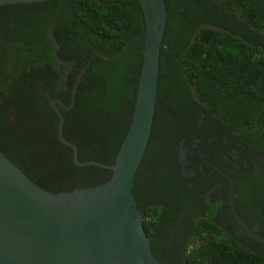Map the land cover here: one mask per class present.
<instances>
[{"label":"trees","instance_id":"trees-1","mask_svg":"<svg viewBox=\"0 0 264 264\" xmlns=\"http://www.w3.org/2000/svg\"><path fill=\"white\" fill-rule=\"evenodd\" d=\"M156 116L134 197L153 256L163 264H264V243L229 214L209 213L203 177L181 176L182 145L221 132L241 142L224 153L248 174L241 196L264 193V0H166ZM139 0H53L0 7V152L44 191L58 195L108 183L129 132L143 65ZM213 110V111H211ZM205 123L200 126L202 114ZM211 122V123H213ZM219 126V127H218ZM217 146V145H216ZM198 153V152H197ZM241 213L264 236V202Z\"/></svg>","mask_w":264,"mask_h":264},{"label":"water","instance_id":"water-1","mask_svg":"<svg viewBox=\"0 0 264 264\" xmlns=\"http://www.w3.org/2000/svg\"><path fill=\"white\" fill-rule=\"evenodd\" d=\"M49 1L53 0H0V7ZM139 2L146 25L144 59L132 123L114 165L81 162L77 146L64 136L65 119L56 104L64 110L74 107L85 72L73 90L70 107L53 102L59 139L73 150L75 165L111 170L112 179L97 188L54 195L31 182L0 152V264H163L152 254L134 186L152 137L169 14L166 0ZM185 154L181 148L179 160ZM214 168L230 182L235 219L250 237L264 243V236L236 208L233 178L218 166Z\"/></svg>","mask_w":264,"mask_h":264},{"label":"flooded vegetation","instance_id":"flooded-vegetation-1","mask_svg":"<svg viewBox=\"0 0 264 264\" xmlns=\"http://www.w3.org/2000/svg\"><path fill=\"white\" fill-rule=\"evenodd\" d=\"M205 117L206 114H202L200 123L202 120L203 123H205ZM208 121L209 124L207 125V131H205L204 138L199 139L196 137V133H194L192 140L181 147L186 152L184 157L181 155L179 160L181 162V164L179 162L181 167V176L193 179L198 175V172L201 173L203 181L201 187L198 188L199 196L205 203L209 213L212 212L213 214V212L218 213L222 211L221 215L223 216L220 220H224L226 225L229 220V214L234 217L230 206V182L214 168V166H218L219 169L226 172L233 178L235 182L234 203L239 214L248 224V220L240 212V202L243 200L245 202L246 199L248 209L251 212H254L257 209L260 210L264 202V193L261 191L250 190L254 193L248 194L247 198L241 196V193L238 190V185L239 183L246 182L248 174L245 170H243L242 166L237 161L225 154L221 145H218L217 143L222 141L227 147L234 146L237 154L239 153V147H241L242 144L236 139H232L230 136H226L221 132H215V135L211 134V127L213 128L215 122L212 120ZM261 154L262 153H260L259 156L264 158Z\"/></svg>","mask_w":264,"mask_h":264}]
</instances>
